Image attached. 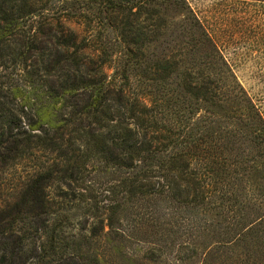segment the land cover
<instances>
[{
    "label": "trees",
    "instance_id": "trees-1",
    "mask_svg": "<svg viewBox=\"0 0 264 264\" xmlns=\"http://www.w3.org/2000/svg\"><path fill=\"white\" fill-rule=\"evenodd\" d=\"M27 161L0 264H264V118L188 0H0Z\"/></svg>",
    "mask_w": 264,
    "mask_h": 264
},
{
    "label": "rangeland",
    "instance_id": "rangeland-1",
    "mask_svg": "<svg viewBox=\"0 0 264 264\" xmlns=\"http://www.w3.org/2000/svg\"><path fill=\"white\" fill-rule=\"evenodd\" d=\"M188 2L264 118V1ZM33 163L27 161L0 174V206L15 199Z\"/></svg>",
    "mask_w": 264,
    "mask_h": 264
}]
</instances>
